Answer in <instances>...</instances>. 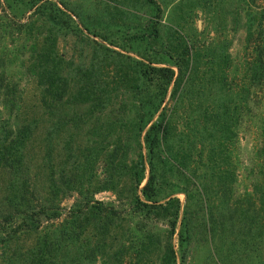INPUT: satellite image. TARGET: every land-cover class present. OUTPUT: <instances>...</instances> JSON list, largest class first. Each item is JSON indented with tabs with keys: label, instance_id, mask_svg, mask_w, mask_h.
<instances>
[{
	"label": "trees",
	"instance_id": "16d2710c",
	"mask_svg": "<svg viewBox=\"0 0 264 264\" xmlns=\"http://www.w3.org/2000/svg\"><path fill=\"white\" fill-rule=\"evenodd\" d=\"M134 1L117 21L88 23L58 0H0V31L12 43L26 40L25 69L52 130L93 141L74 151L68 144L57 165L45 155L49 173L38 193L34 130L21 119V92L0 73L1 264H181L197 235L195 212L217 251L238 236L250 250L262 238L264 253V0H229L230 30L243 31L238 61L226 38L169 39L160 0ZM101 24L103 32L94 29ZM67 36L87 51L75 64L57 54L58 37ZM243 120L255 122L258 146L251 187L235 195ZM103 190L114 199L94 200ZM71 194V205H59Z\"/></svg>",
	"mask_w": 264,
	"mask_h": 264
},
{
	"label": "rangeland",
	"instance_id": "374dc122",
	"mask_svg": "<svg viewBox=\"0 0 264 264\" xmlns=\"http://www.w3.org/2000/svg\"><path fill=\"white\" fill-rule=\"evenodd\" d=\"M63 2L70 11L76 13L80 18L86 19L88 23L96 20L101 23L110 21L113 17L117 21L119 16H126L127 13L135 9L134 0H58ZM160 6L163 10L161 23V32L169 39L171 36L183 35L186 41L191 43L197 40L213 39L215 44L226 38L228 52L234 61L243 59L246 56L242 48L243 31L238 29L234 34L230 30L229 18L232 5L229 0H160ZM4 15V14H3ZM103 24L94 29L103 32ZM177 29V33L173 30ZM2 31V30H1ZM0 31V73L4 71L3 77L11 80L17 86L22 94L23 108L21 115L27 120L33 132V141L29 150L30 169L34 174L35 185L38 193L43 194L46 187L49 169L43 164L45 155L51 160L53 165L66 159L68 144L71 150L77 145L90 147L93 141L84 138L82 132L73 133L72 130H66L65 134L53 131L50 121L42 114L38 106V87L34 78L27 72L25 65L29 63V54L26 49L27 42L22 38H15L11 42V36L8 39ZM115 37V36H113ZM90 38H93L90 36ZM99 43H104L98 38H94ZM25 45V47H23ZM107 45V44H106ZM109 46V45H108ZM58 53L64 63L78 62L87 51L82 50V45L76 42L75 37H58ZM245 54V55H244ZM256 124L253 121L243 120L237 131L236 155L234 157L236 180L232 184L235 195L244 191H249L252 178L254 177L255 161L253 156L258 146V135L255 133ZM70 133V134H69ZM72 133V134H71ZM70 138L68 139V137ZM49 152V154L47 153ZM68 158V157H67ZM91 173L97 178L102 177V161L95 159L91 163ZM52 168V167H51ZM91 176V175H90ZM5 177L0 173V196L2 195ZM176 197L180 202V208H183L184 196L177 193ZM74 194H71L60 200L59 205L67 207L71 205ZM94 200L108 202L114 199L110 190L96 192L93 195ZM195 205H190V210ZM180 219V212L178 220ZM190 223L196 226L197 235L189 243L184 251V260L181 264H264L263 239L261 238L258 249L250 250L248 246L238 236L225 242V247H220L219 240L209 239L203 231L201 218H197V212L192 214ZM176 249L175 240L172 241ZM177 262L180 263L177 257ZM1 264V263H0Z\"/></svg>",
	"mask_w": 264,
	"mask_h": 264
}]
</instances>
